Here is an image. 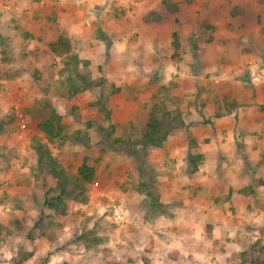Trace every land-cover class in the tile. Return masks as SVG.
Here are the masks:
<instances>
[{
  "label": "rangeland",
  "instance_id": "1",
  "mask_svg": "<svg viewBox=\"0 0 264 264\" xmlns=\"http://www.w3.org/2000/svg\"><path fill=\"white\" fill-rule=\"evenodd\" d=\"M141 1L0 0V124L8 125L0 133V264H15L13 260L26 253L32 257L21 264L264 261V0H163L160 10L150 0ZM9 3L21 12L3 10ZM71 9L79 17L78 28L93 27L95 35L72 32ZM157 20L173 29L170 41L173 32L178 34L177 53L170 42L169 52L158 56L152 31ZM62 30L68 32V53L78 57L73 72H61L68 56H55L48 48ZM75 73L87 79L86 90L80 89L84 83ZM158 103L181 111L200 153L207 143L199 138L206 134L202 130L236 105L231 110L241 114V121L234 120L235 131H240L235 141L246 158L231 164L246 178L239 176L240 185L234 183V188L230 177L221 186L214 178L204 181L210 186H201L205 192L212 190L209 199L221 211H205L198 220L197 215L177 213L182 199L160 200L166 180L172 186L183 176L192 178L180 172L188 148L179 135L161 149L149 150L151 190L163 205L172 206L164 210L150 207L147 196L138 193L136 162L123 150L107 146L98 133L101 127L109 131L114 126L115 137L136 139ZM43 104L60 114L67 133L86 130L100 144L88 149L67 140L49 145L54 156L62 155L60 163L68 172L86 160L96 168V180L85 203L69 202L62 215L45 210L46 216L53 215L52 224L44 235L30 240L26 233L37 212L25 202L50 184L47 178L43 186L31 171V146L44 140L35 128ZM209 167L217 171L209 163L199 170ZM193 177V185H198ZM177 217L193 225L194 236L183 233L189 227L178 228ZM208 218L220 221V228L213 229ZM176 229L175 237L168 236ZM165 237L172 239L168 248L162 243ZM215 250L226 255L217 260L207 256Z\"/></svg>",
  "mask_w": 264,
  "mask_h": 264
},
{
  "label": "trees",
  "instance_id": "2",
  "mask_svg": "<svg viewBox=\"0 0 264 264\" xmlns=\"http://www.w3.org/2000/svg\"><path fill=\"white\" fill-rule=\"evenodd\" d=\"M171 36V45L174 52L177 53L180 49L179 36L176 32H173ZM48 48L55 56L62 58L68 56L67 60L63 61L64 67L61 72L67 70L70 72L72 70L73 72L75 70L74 67L77 65L78 57L68 53L70 43L64 30L58 33L57 38L48 45ZM75 75L79 78L81 77L77 73ZM81 79L84 84L81 85L80 89L84 91L88 88L87 79L85 77H81ZM74 92L77 93V89L74 88ZM99 106L104 110L103 102ZM235 106V104H231L227 109V113ZM40 112L41 114L39 113L38 116L40 115L41 117H39L35 128L43 136L44 140H35L31 146L35 155V162L31 166V171L38 180L42 179L43 186L47 184V178L50 184L42 190L41 194L33 193L31 195L33 199L25 202L27 207H32L37 212L33 227L26 233V237L30 240L44 235L43 231L52 224L53 215L46 216L45 210H51L54 214L62 215L66 213L69 202L85 203L89 198L90 186L96 180V168L87 164L86 160L80 163L74 173L68 172L60 163L58 156L62 155L54 156L49 145L67 140L88 149L92 145L100 144L86 130H76L71 134L67 133L62 123V117L50 104H43ZM208 121L206 120L205 122ZM88 126H85V128H88ZM6 127L8 125L0 124V133H3ZM113 129L114 126H111L109 131L101 127L98 133L103 137L107 146L123 150L126 156L136 162L135 172L140 178L137 191L147 196L150 207L164 210L172 207L171 205H163L158 200L159 196L156 191L151 190L154 176L152 171L147 169V165L151 163L150 149H161L170 137L179 135L182 143L188 148L185 163L181 165L180 172L191 175L199 171L204 165V158L198 151L197 143L188 132L189 125L184 122L182 113L178 109H168L161 104L153 105L148 114V121L140 136L136 139L115 137ZM24 220H26V217H24ZM30 220H32L31 217ZM35 228L36 232H34ZM30 257H32V253L22 254L17 260L14 259L13 262L21 264ZM245 260L247 258L243 257L242 261L244 262ZM263 262L250 264H264Z\"/></svg>",
  "mask_w": 264,
  "mask_h": 264
},
{
  "label": "crops",
  "instance_id": "3",
  "mask_svg": "<svg viewBox=\"0 0 264 264\" xmlns=\"http://www.w3.org/2000/svg\"><path fill=\"white\" fill-rule=\"evenodd\" d=\"M31 1H33V0H31ZM62 1H64V0H59L58 4H61ZM68 1H72V0H68ZM144 1L145 0L141 1L140 3L144 4L143 3ZM150 1L152 4H154V8L156 6L160 10V7L162 6L163 0H150ZM69 3H71V2H69ZM71 12H72V14H70L69 17H70V20L72 19L74 22L70 25L74 26V30L72 32H75L74 33L75 35L80 34V36H82V35L87 36V33H90L89 35H95L96 29H94L93 27H92V29L87 28L85 31L79 29L78 28L79 17L76 16L75 9H71ZM132 21L135 22L134 18ZM160 23H161L160 20H157V22L152 25V26H154V28L151 26L153 29L152 31H153L154 35L156 36V38H155L157 41L156 47H157V49H158V47H160V50L159 49L157 50L158 56L159 55L162 56V55H164V53L166 54L169 52V45L171 42L170 41V33H171V31H173V29H168L167 27L166 28L163 27L162 24H160ZM72 29H73V27L70 28V30H72ZM79 30L81 31V33ZM120 30L121 29H119V33H122V30L121 31ZM64 31H66V33L68 35L67 30H64ZM72 32H70V33L72 34ZM153 38H154V36H153ZM115 42L116 41H114V43ZM153 43H154V39H153ZM87 45H88V43L86 44V46ZM85 58H88V57H85ZM85 60H87V59H85ZM160 65L163 66L161 63H160ZM240 115L241 114L238 113L237 110H231L228 113L226 112V114L221 115L219 117V119H216L214 123L212 121H211V123L208 122L209 125H207V127H205V129L202 130V132L204 131V132H206V134H202V136L199 137L201 140L207 142L205 144L203 143L202 149L204 148V150L201 152V154L204 158V165L203 166H205L208 163L212 164L214 166L216 165L217 171H216V168H215V170H213V169H211V167H209L203 172L199 170L196 173L192 174L191 175L192 178H194L193 176H197V180L200 181L198 185L197 184L193 185L194 182L192 181V178H187L185 176H183L181 178L180 184L175 185V181H173L174 185H172V186L169 183V181L166 180L164 183L163 191L161 192V199H160L161 201H163V203H170L174 200V198H176L175 199L176 201L182 199L181 202H183L184 205L177 207V213L181 212V213H184L187 215L194 214L195 216L197 215L196 218H198V220L201 219V215L203 213H205V211L208 214L209 213L208 211H212L213 209L214 210H220L216 207H213L214 201L212 198L209 199L210 196H213L212 190H208V192H205L206 189H202L201 186L202 185H205L207 187L210 186V183H208V185H207V183L204 181L205 180L208 181L209 179H213V178L221 186L222 184H224V182L227 180V178L230 177L232 179V182H233L232 187L234 188L235 187V186H233L234 183L240 185V177L239 176H242L243 179L246 178V173L245 174L242 173L243 171H240L239 169L235 170L233 167L234 164H231L232 162H234L236 160L238 161V160H241V158H246V157H244L245 153H243V155H242L241 152L238 150V148L236 146V141H235L236 137H238L240 131H238V130L235 131L234 120L238 119L241 121ZM200 126L201 125H199V127ZM200 130H201V128H200ZM241 132H242V130H241ZM199 138L197 137V140H199ZM203 138H205V139H203ZM231 150H233V151H231ZM177 153H179V151ZM185 155H186V153L184 151V157H185ZM227 163L230 164V166H228V168H226V170H224V165H227ZM220 170H221V172H220ZM229 170H230V172H227ZM214 173H216V174H214ZM217 173H219L221 175H218ZM182 184H184V186L186 187L183 190L180 189V186ZM191 186H194V187H191ZM222 188H225V187L222 186ZM193 193H197V195L194 198L191 197V195ZM207 195H208V197H207ZM206 199L208 200V202L206 201ZM198 203H201L202 205L198 206L199 209L198 208L194 209L193 207ZM216 203H217V201H216ZM178 217H179V215H178ZM178 217H177V221H176L177 226L180 225V227H178V228L182 231V228L185 229V228L189 227L188 229H185V232H183V233L187 234L188 235L187 237H189V238L191 236H194L193 235L194 234L193 233L194 227H192L193 225H191L188 220L178 219ZM207 220L209 222L208 224H211V225L213 224V229L220 228V225L218 224L220 221L213 222V220L209 219V218ZM195 222L196 221H193V223H195ZM200 224L201 223L199 221L198 225H200ZM176 231H177V229L174 230V232L168 231L167 234H168V236L172 235L173 237H175ZM165 232H166V229H165ZM212 234H213V232H212ZM213 238L215 239L216 237H213ZM214 242L218 243L216 241H214ZM162 243H164L168 248L172 244V239L169 237H165L162 239ZM225 255L226 254H224L223 252L218 251V250H215L213 255H209L207 253V256L214 257L216 260L220 259V258H224ZM158 256H159L158 254L151 255L153 260H155L156 257H158ZM224 260H226V258Z\"/></svg>",
  "mask_w": 264,
  "mask_h": 264
},
{
  "label": "built area",
  "instance_id": "4",
  "mask_svg": "<svg viewBox=\"0 0 264 264\" xmlns=\"http://www.w3.org/2000/svg\"><path fill=\"white\" fill-rule=\"evenodd\" d=\"M3 10L6 12H15V13H20L21 9L18 6H14L13 4H4L3 5Z\"/></svg>",
  "mask_w": 264,
  "mask_h": 264
}]
</instances>
